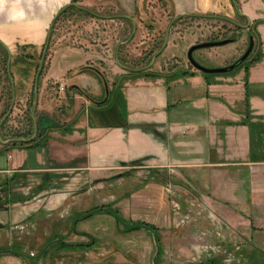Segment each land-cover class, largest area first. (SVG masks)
I'll use <instances>...</instances> for the list:
<instances>
[{
	"label": "rangeland",
	"instance_id": "rangeland-1",
	"mask_svg": "<svg viewBox=\"0 0 264 264\" xmlns=\"http://www.w3.org/2000/svg\"><path fill=\"white\" fill-rule=\"evenodd\" d=\"M238 1L234 3L239 9ZM141 4L139 32L136 23L131 39L132 27L123 19H104L122 14L112 0L92 4L91 10L103 19L78 13L61 18L51 31L36 84L45 43L37 49L15 45L10 50L12 83L0 52V121L7 114L3 138L11 140L31 131L28 116L34 121L36 116L41 119V131L51 125L69 127L68 132L48 130L36 149L42 161L23 164L41 172L0 174V250H7L0 251V264H206L209 260L216 264H264L249 257L255 251L264 255V229L251 220L250 227H242L240 209L234 214L222 208L223 204L207 201L206 193L185 177L166 173L160 177L157 173L150 178L146 170L136 168L91 179L48 159L50 153L57 154L47 151L48 140L74 129L71 123L78 120L80 104H101L100 98L108 99L113 83L118 84L122 76L125 80L121 85L138 79L156 80H133L126 77L129 70L124 67L163 75L190 70L188 49L214 41L215 46L198 49L192 57L201 66L224 68L239 60L254 43L248 28L236 31L214 18L172 26L174 15L169 4L140 0ZM167 33L166 47L156 54ZM125 40L128 43L120 45ZM69 46L91 55L82 72L92 78V85L85 84L81 90H67L62 80L53 82L46 75L48 56ZM118 50L121 64L115 60ZM154 55V62L146 69ZM117 104L115 96L102 110L114 109ZM5 161L6 156L0 155V166ZM41 190L44 192L38 194ZM106 208L117 211L123 224L107 214ZM71 247L76 249H68Z\"/></svg>",
	"mask_w": 264,
	"mask_h": 264
},
{
	"label": "crops",
	"instance_id": "crops-1",
	"mask_svg": "<svg viewBox=\"0 0 264 264\" xmlns=\"http://www.w3.org/2000/svg\"><path fill=\"white\" fill-rule=\"evenodd\" d=\"M112 1L122 12L118 19L132 18L138 33L140 0ZM163 1L172 7L174 18L192 14L235 18L234 0ZM94 2L81 0L79 6L91 10ZM238 2L239 14L250 23L264 19L263 0ZM70 3L0 0V42L10 50L15 45L41 47L55 15ZM256 29L262 58L248 69L247 85L242 70L211 83L198 73L173 81L126 82L116 94L119 104L114 109L102 110L107 101L103 97L95 106L80 104L74 129L48 140L47 151L57 152L48 159L91 179L136 168L146 170L150 178L157 173L185 177L206 193L207 201L223 204L234 214L240 209L242 227H250L252 221L264 229V22ZM90 57L85 49L70 46L53 50L47 58V78L62 80L67 90L92 85V78L82 72ZM0 144L1 149L5 144ZM36 149L1 152L6 161L0 174L41 172L23 167L28 161H42Z\"/></svg>",
	"mask_w": 264,
	"mask_h": 264
},
{
	"label": "trees",
	"instance_id": "trees-1",
	"mask_svg": "<svg viewBox=\"0 0 264 264\" xmlns=\"http://www.w3.org/2000/svg\"><path fill=\"white\" fill-rule=\"evenodd\" d=\"M79 2H81V0H71V3H75L77 6H67L66 8H64L63 10H60L58 12L56 18L52 22V26L50 28V31L47 34L46 42L44 44V45H46V47H48V45H50V43H51V31L54 28V25L61 18L67 16L68 14L78 13L80 15H84V16L90 17V18H100L92 10H89L87 8H83V7L79 6L78 5ZM235 6H236V4H235ZM118 18L119 17H117V16H115V17L110 16V17H105L104 19H118ZM206 18H214V19H217V20H220V21H224V23H227V24L231 25L236 31L242 30L244 28V26L247 25V19H246V17L241 16L239 14V10H238V8L236 6L235 19L242 20L243 21V24L242 23H238L237 21H234L233 19H228V18L219 16V15H212V14L211 15L210 14H207V15H198V14H192V15H185V16L175 17L174 20L172 21V26H174L177 23L186 22V21H189V20H195V19L196 20L197 19L199 20V19H206ZM124 21L127 22L132 27V23L129 20L124 19ZM262 22H264V20L253 21L250 24V26L247 29V33L249 35L253 36V38H254V43L252 45L251 52L249 53V55L247 56L246 59H244L233 70H231V71H229L227 73L206 74V73H201V72H198V71H195V70L194 71H191V68H190V70L189 69L175 70V71H173L171 73H167V74H164L163 75L161 73H152L151 71L142 70V68H139V69H131V68L124 67L127 70H129V72H128L129 75H127L126 77H129V78H131L133 80L134 79H137V78H145V79H162V78H164L167 81H173V80H176L178 78L185 77V76H194V75H196L198 73V74H200L207 81V83H211V82L214 81V78L215 77L233 76V75L237 74L238 72H240L242 70L244 72V75H245L244 76V82H245V85H247V73H248V69L250 68L251 65L259 62L261 60V58H262L261 39H260V36H259V34L257 32V29H256L257 26L260 23H262ZM211 42L214 43V41H211ZM211 42H209V43H211ZM119 49H123V48L122 47L121 48L119 47ZM0 52H1V55H3V63L6 64L7 59H8V53H7L6 49H5V47L1 44V42H0ZM117 54H118V56H117L118 62H119V64H121V59L119 57V50L117 51ZM150 54H151V52H150ZM197 64L200 65L199 63H197ZM202 67H204V66H202ZM204 68H208V67H204ZM208 69H213V67L208 68ZM124 78H125V76L120 77L118 79V84L117 83H113L112 89L109 92L108 99L101 106V108H106L107 106H109V103L111 102V99L112 98H115L117 92L121 89V87H122L121 81H124L125 80ZM246 98H247V92H246ZM9 99H11V97H9ZM5 114L6 113H4L1 116L2 117V120L0 121L1 122V125H0V135H1V138L3 140H8L7 138H3V136H2V132H3L4 125H5V121L7 120V116H6L7 114L6 115ZM4 116H5V118H4ZM26 121H28L32 133H31V131H29V132H25V133L17 134L15 136H13V138L11 140H20L21 138H26V139H22L23 142H15L14 141V142H11V143L3 146L0 149V153L1 152H8V151H10L12 149H26V150L36 149V148H38L41 145V141H43V139H44L43 137L46 135V133H47L48 130H51L52 131V130H57L58 129V130H61L63 132H68L69 131V127H67V126H64V127L63 126L56 127L54 125H51L50 127H46L45 129H43L41 131L40 130L41 129V127H40L41 119L38 118L37 116H36V121H34L33 116H28V118L26 119ZM75 123H76V121H73L71 123V125H74ZM34 135H35V137L33 138ZM98 209L100 211H103L104 210V209H100V208H98ZM95 210H96V208H95ZM105 212L107 214L113 216L115 218V220L119 224L120 223L123 224L124 221L120 217V215H119V213L117 211L112 210V209H109V208H106L105 209ZM68 249L75 250L76 248L75 247H73V248L71 247V248H68ZM0 251L1 252H4V253L7 252V250L4 251L2 249ZM249 257L251 259H254L253 260L254 263H256L257 260H259L260 262L261 261H264V255L263 254H259L256 251L253 252V253H251L249 255ZM206 264H216V263L214 262V260H209V261H207Z\"/></svg>",
	"mask_w": 264,
	"mask_h": 264
},
{
	"label": "water",
	"instance_id": "water-1",
	"mask_svg": "<svg viewBox=\"0 0 264 264\" xmlns=\"http://www.w3.org/2000/svg\"><path fill=\"white\" fill-rule=\"evenodd\" d=\"M264 1V0H263ZM67 6H77L75 3H70L68 4ZM66 6V7H67ZM64 7V8H66ZM63 8V9H64ZM61 9V10H63ZM57 15H55V18H56ZM182 16H185V15H182ZM54 18V19H55ZM127 20H129L131 23H132V31H131V35H130V38L134 35L135 33V30H136V22L130 18V17H125ZM250 25V21L247 19V25L244 26V28H248ZM167 40H168V33L166 34L165 38H164V43L161 47V49L156 53V54H159L165 47H166V44H167ZM129 40L121 43L120 45H126L128 43ZM1 44L5 47L7 53H8V60H7V73H8V76L10 78V74H9V66H10V61H11V51L8 47H6L2 42ZM216 43H204V44H196V45H193L191 46L188 51H187V55H186V58H187V61L188 63L191 65V67L195 70V71H198V72H201V73H206V74H217V73H227L231 70H233L237 65H239L244 59L247 58V56L249 55V53L251 52V49H252V45H250L247 49V51L245 52V54L239 59L237 60L234 64L228 66V67H224V68H213V69H208V68H204L200 65H198L193 57H192V54L194 51L198 50V49H202V48H207V47H210V46H215ZM46 45H44L43 49H42V55H41V59H40V63H39V66H38V72H37V75H36V80H35V84L37 82V78L38 76L40 75V72L42 70V66H43V63H44V59H45V53H46ZM156 58V55H154L151 59V62L150 64L146 67V69H149L150 68V65L154 62ZM116 60V63H118V59L117 57L115 58ZM10 81H11V78H10ZM12 83V81H11ZM0 125H1V122H0ZM35 137V135L33 136V138ZM23 142V140H6V141H3L0 137V143L2 144H8V143H11V142Z\"/></svg>",
	"mask_w": 264,
	"mask_h": 264
},
{
	"label": "built area",
	"instance_id": "built-area-1",
	"mask_svg": "<svg viewBox=\"0 0 264 264\" xmlns=\"http://www.w3.org/2000/svg\"><path fill=\"white\" fill-rule=\"evenodd\" d=\"M59 89H60V91H62L63 90V86H61Z\"/></svg>",
	"mask_w": 264,
	"mask_h": 264
}]
</instances>
